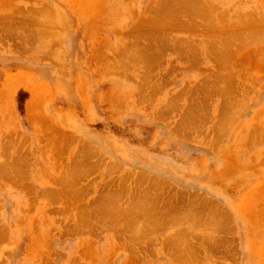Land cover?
Masks as SVG:
<instances>
[{
    "label": "rangeland",
    "instance_id": "1",
    "mask_svg": "<svg viewBox=\"0 0 264 264\" xmlns=\"http://www.w3.org/2000/svg\"><path fill=\"white\" fill-rule=\"evenodd\" d=\"M172 2L0 0V264H264V0Z\"/></svg>",
    "mask_w": 264,
    "mask_h": 264
},
{
    "label": "bare ground",
    "instance_id": "2",
    "mask_svg": "<svg viewBox=\"0 0 264 264\" xmlns=\"http://www.w3.org/2000/svg\"><path fill=\"white\" fill-rule=\"evenodd\" d=\"M175 1H176V0H175ZM177 1H179V0H177ZM177 1H176V2L173 1V2H174V3H177ZM180 1H182V0H180ZM186 1H187V0H186ZM171 2H172V0H171ZM173 2H172V3H173ZM189 2H190V0H188V3H189ZM191 2H192V1H191ZM193 2H194V1H193ZM185 3H186V2H185ZM206 3H207V2H206ZM170 4H171V3H170ZM197 4H198V3H197ZM197 4H196V5H197ZM188 5H189V4H188ZM188 5H187V6H188ZM192 5H193V4L190 3V6H192ZM196 5L194 4L195 8H196ZM171 6H172V5H171ZM179 6H180V5H179ZM198 6H199V4H198ZM201 6H202V5H201ZM166 7H167V6H166ZM173 7H176V6H173ZM185 7H186V6H185ZM169 8H170V7H169ZM186 8H187V7H186ZM197 8H198V7H197ZM200 8H201V7H200ZM200 8H199V10H200ZM177 9H178V7H177ZM179 9H181V8H179ZM189 9H190V8H189ZM191 9H192V7H191ZM172 11H173V10H172ZM174 11H175V10H174ZM205 11H206V10H205ZM162 12H163V13H162V16H163V18H165V17H164V16H165V15H164V12H165V11H162ZM166 12H167V11H166ZM166 12H165V13H166ZM169 12H171L170 9H169ZM169 12H168V13H169ZM185 12H186V11H185ZM168 13H167V15H168ZM174 13H175V12H174ZM171 14H172V13H171ZM171 14H170V15H171ZM158 15L160 16L159 13H158ZM170 15H169V16H170ZM173 15H174V14H173ZM195 15H196V14H195ZM204 16H205V15H204ZM151 17H152V16H151ZM151 17H150V18H151ZM158 18H159V17H158ZM160 18H161V17H160ZM163 18H162V22H163V20H164ZM202 18H203V17H202ZM202 18H201V19H202ZM175 19H176V18H175ZM157 20H159V19H157ZM157 20H156V21H157ZM160 21H161V19H160ZM221 22H222V21H221ZM206 23H207V22H206ZM208 23H209V22H208ZM155 24H157V23H155ZM210 24H211V22H210ZM230 24L232 25V23H230ZM230 24H229V25H230ZM153 25H154V24H153ZM153 25H152V26H153ZM161 25H163V24H161ZM161 25H160V26H161ZM165 25H166V24H165ZM213 25H215V24H213ZM157 26H159V23H158ZM219 26H220V25H219ZM165 27H166V26H165ZM168 27H169V26H168ZM207 29H208V28H207ZM131 30H132V29H131ZM44 31H45V30H44ZM164 31H165V30H164ZM192 31H193V30H192ZM217 31H218V30H217ZM19 32H20V31H19ZM171 32H172V30H171ZM183 32H184V31H183ZM206 32H207V31H206ZM24 34H26V33H24ZM196 35H197V34H196ZM224 35H225V34H224ZM153 36H154V35H153ZM210 36H211V35H210ZM221 36H223V35H221ZM26 38H27V37H26ZM183 38H184V37H183ZM15 39H16V38H15ZM161 39H162V38H161ZM17 40H18V39H17ZM22 40H23V39H22ZM176 40H177V39H176ZM153 41H154V40H153ZM166 41H167V40H166ZM208 42H209V41H208ZM170 44H171V43H170ZM214 44H215V43H214ZM229 44H230V43H229ZM34 46H36V45H34ZM179 47H180V46H179ZM206 49H207V48H206ZM217 51H218V50H217ZM195 52H196V51H195ZM186 57H187V56H186ZM222 57H223V56H222ZM141 58H142V57H141ZM225 64H226V63H225ZM225 67H226V66H225ZM212 90H213V89H212ZM104 147H105V146H104ZM22 156H23V155H22ZM23 158H24V157H23ZM19 166H20V165H19ZM10 171H11V170H10ZM11 173H12V172H11ZM67 179H69V178H67ZM69 180H70V179H69ZM66 182H67V181H66ZM64 184H65V183H64ZM67 184H68V183H67ZM67 186H68V185H67ZM55 191H56V190H55ZM68 191H69V190H68ZM47 195H48V194H47ZM102 198H103V197H102ZM113 198H114V197H113ZM151 201H152V200H151ZM149 202H150V201H149ZM175 203H176V202H175ZM116 209H117V208H116ZM126 210H127V209H126ZM129 210H130V209H129ZM129 210L126 211V213H127V212H130L132 209H131L130 211H129ZM124 212H125V211H124ZM90 213H91V212H90ZM84 215H85V214H84ZM192 215H193V214H192ZM114 218H115V217H114ZM92 222H93V221H92ZM138 226H139V225H138ZM172 226H173V225H172ZM192 227H193V225H192ZM177 229H178V228H177ZM178 230H179V229H178ZM143 231H144V230H143ZM143 231H142V232H143ZM174 234H175V233H174ZM186 238H187V237H186ZM197 240H198V239H197ZM212 240H213V239H212ZM147 241H148V240H147ZM178 241H179V240H178ZM212 244H213V243H212ZM179 248H180V247H179Z\"/></svg>",
    "mask_w": 264,
    "mask_h": 264
}]
</instances>
